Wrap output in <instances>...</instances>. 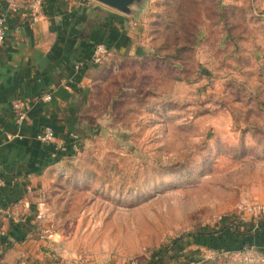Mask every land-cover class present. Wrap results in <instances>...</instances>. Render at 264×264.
I'll use <instances>...</instances> for the list:
<instances>
[{"label": "rangeland", "instance_id": "374dc122", "mask_svg": "<svg viewBox=\"0 0 264 264\" xmlns=\"http://www.w3.org/2000/svg\"><path fill=\"white\" fill-rule=\"evenodd\" d=\"M131 8L133 53L100 66L74 156L40 192L39 235L67 264H149L221 230L264 152V0Z\"/></svg>", "mask_w": 264, "mask_h": 264}, {"label": "crops", "instance_id": "0c3cea01", "mask_svg": "<svg viewBox=\"0 0 264 264\" xmlns=\"http://www.w3.org/2000/svg\"><path fill=\"white\" fill-rule=\"evenodd\" d=\"M101 5L95 0H44L36 22L29 0H0L6 27L0 48V264H56L49 261L55 243L38 238L45 219L40 192L74 156L65 148L81 137L74 130L75 122L82 121L77 111L88 109L102 70L88 62L94 46L105 44L109 57L133 53L126 30V24L136 26L131 15ZM46 94L52 96L50 102L43 101ZM15 99L27 104L21 126L11 110ZM46 126L56 139L42 145L35 136ZM257 155L262 158L249 169L252 180L243 193L264 205V152ZM224 224L221 230L178 239L149 264H209L212 254L239 264H261L235 255L244 246L264 253V218L255 229L251 217L241 213L224 218Z\"/></svg>", "mask_w": 264, "mask_h": 264}, {"label": "built area", "instance_id": "2783aa9c", "mask_svg": "<svg viewBox=\"0 0 264 264\" xmlns=\"http://www.w3.org/2000/svg\"><path fill=\"white\" fill-rule=\"evenodd\" d=\"M44 0H29V10L34 21H39L42 18V7ZM5 16L0 15V48L4 42L5 37ZM110 56V52L105 44L98 43L94 46L93 53L89 59V64L92 66H101L105 60ZM52 96L46 94L43 97L44 102H50ZM11 110L15 114V123L18 126H21L27 117V104L23 99H15L11 102ZM35 139L42 145H49L55 142V134L51 127L46 126L41 131H39ZM76 139V137H75ZM58 147L61 149L62 145L59 144ZM75 151V150H74ZM236 210L241 214H246L251 217L253 221V229L256 228L257 224L262 222L264 218V205H260L254 202H251L247 199H241L237 205ZM53 237L52 235L49 236ZM39 240H44L48 238L43 235L38 236ZM244 255L246 258L257 259L261 264H264V253H259L254 247L244 246L242 247L235 256ZM213 255V254H212ZM23 257V256H22ZM50 262H55L56 264H67L68 262L61 261L57 256L52 252L49 258ZM75 264H86L85 261H78Z\"/></svg>", "mask_w": 264, "mask_h": 264}, {"label": "water", "instance_id": "95a60500", "mask_svg": "<svg viewBox=\"0 0 264 264\" xmlns=\"http://www.w3.org/2000/svg\"><path fill=\"white\" fill-rule=\"evenodd\" d=\"M121 13H129V6L140 0H95Z\"/></svg>", "mask_w": 264, "mask_h": 264}, {"label": "trees", "instance_id": "16d2710c", "mask_svg": "<svg viewBox=\"0 0 264 264\" xmlns=\"http://www.w3.org/2000/svg\"><path fill=\"white\" fill-rule=\"evenodd\" d=\"M65 149H66V148H65ZM67 154H68V155H72V152L67 151ZM233 227H235V226H233ZM235 228H236V227H235ZM235 228H234V229H235ZM235 231H237V230L235 229ZM200 233H202V232H200Z\"/></svg>", "mask_w": 264, "mask_h": 264}]
</instances>
